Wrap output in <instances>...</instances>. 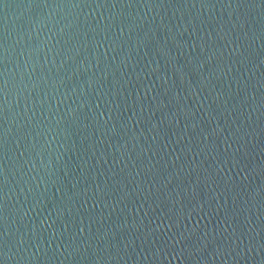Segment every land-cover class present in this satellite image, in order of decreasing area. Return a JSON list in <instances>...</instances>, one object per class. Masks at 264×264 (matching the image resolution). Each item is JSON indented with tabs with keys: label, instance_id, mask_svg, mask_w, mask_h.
Returning <instances> with one entry per match:
<instances>
[{
	"label": "water",
	"instance_id": "95a60500",
	"mask_svg": "<svg viewBox=\"0 0 264 264\" xmlns=\"http://www.w3.org/2000/svg\"><path fill=\"white\" fill-rule=\"evenodd\" d=\"M0 264H264V0H0Z\"/></svg>",
	"mask_w": 264,
	"mask_h": 264
}]
</instances>
